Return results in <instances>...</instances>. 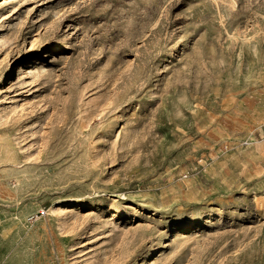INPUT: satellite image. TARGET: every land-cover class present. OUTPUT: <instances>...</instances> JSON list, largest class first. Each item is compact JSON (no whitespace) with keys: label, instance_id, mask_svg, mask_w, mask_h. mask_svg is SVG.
<instances>
[{"label":"rangeland","instance_id":"1","mask_svg":"<svg viewBox=\"0 0 264 264\" xmlns=\"http://www.w3.org/2000/svg\"><path fill=\"white\" fill-rule=\"evenodd\" d=\"M0 264H264V0H0Z\"/></svg>","mask_w":264,"mask_h":264}]
</instances>
